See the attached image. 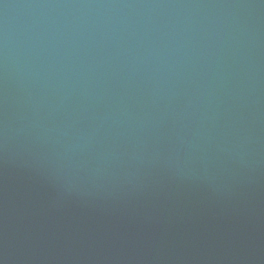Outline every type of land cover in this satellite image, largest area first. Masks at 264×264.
Here are the masks:
<instances>
[{"label":"water","instance_id":"water-1","mask_svg":"<svg viewBox=\"0 0 264 264\" xmlns=\"http://www.w3.org/2000/svg\"><path fill=\"white\" fill-rule=\"evenodd\" d=\"M0 264H264V0H0Z\"/></svg>","mask_w":264,"mask_h":264}]
</instances>
